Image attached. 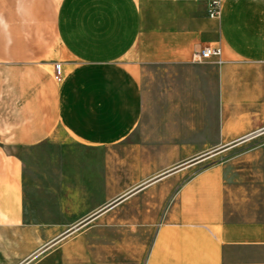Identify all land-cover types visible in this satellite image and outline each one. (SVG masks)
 <instances>
[{"label": "crops", "instance_id": "1", "mask_svg": "<svg viewBox=\"0 0 264 264\" xmlns=\"http://www.w3.org/2000/svg\"><path fill=\"white\" fill-rule=\"evenodd\" d=\"M213 1L0 0V235L264 264V0Z\"/></svg>", "mask_w": 264, "mask_h": 264}, {"label": "rangeland", "instance_id": "2", "mask_svg": "<svg viewBox=\"0 0 264 264\" xmlns=\"http://www.w3.org/2000/svg\"><path fill=\"white\" fill-rule=\"evenodd\" d=\"M71 238V234L66 235L40 248L37 247L39 242H36L33 250L32 241L28 236L20 237L14 244L10 235H0V264H61L60 245Z\"/></svg>", "mask_w": 264, "mask_h": 264}, {"label": "built area", "instance_id": "3", "mask_svg": "<svg viewBox=\"0 0 264 264\" xmlns=\"http://www.w3.org/2000/svg\"><path fill=\"white\" fill-rule=\"evenodd\" d=\"M220 10L219 1L215 0L211 4L209 15L210 17L217 16ZM221 55V50L219 47L213 46L208 42H203L200 44V47L197 52H195L192 56V60L196 62L205 61L211 58H219ZM55 75L60 78V74L58 72Z\"/></svg>", "mask_w": 264, "mask_h": 264}]
</instances>
